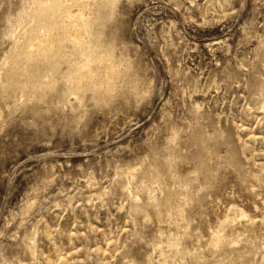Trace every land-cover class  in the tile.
<instances>
[{
  "label": "rangeland",
  "instance_id": "374dc122",
  "mask_svg": "<svg viewBox=\"0 0 264 264\" xmlns=\"http://www.w3.org/2000/svg\"><path fill=\"white\" fill-rule=\"evenodd\" d=\"M0 264H264V0H0Z\"/></svg>",
  "mask_w": 264,
  "mask_h": 264
},
{
  "label": "bare ground",
  "instance_id": "6f19581e",
  "mask_svg": "<svg viewBox=\"0 0 264 264\" xmlns=\"http://www.w3.org/2000/svg\"><path fill=\"white\" fill-rule=\"evenodd\" d=\"M80 11V10H79ZM66 12H68V10L66 11ZM76 12V11H75ZM71 12H68V13H66V14H70ZM65 14V15H66ZM75 14V13H74ZM77 14V13H76ZM68 17V16H67ZM80 17L82 18L83 17V13L82 12H80ZM67 20V19H66ZM85 21V20H84ZM82 31H83V26L81 25V24H79V23H75L74 25H73V33H72V39L74 40V41H76L77 43H78V41H79V39H80V37H81V35H82ZM49 31H47V33H48ZM51 32H53V31H51ZM61 32V31H60ZM50 33V32H49ZM65 33V32H64ZM48 37V36H47ZM83 37V36H82ZM69 39V38H68ZM71 40V39H70ZM53 44V43H52ZM42 45H44V42H42V40H41V42H39L38 41V44L37 45H35V46H38V47H41ZM30 46V45H29ZM32 47H34V46H32ZM98 61H100V62H98V63H102L103 62V60L102 59H100V60H98ZM109 61V60H108ZM24 64H26V63H24ZM115 64V63H114ZM87 68H89L88 66H87ZM104 68H105V70H106V73L107 74H112L113 72H114V67H113V65L110 63V62H105V65H104ZM83 70H85V68L83 69ZM89 71V70H88ZM91 71V70H90ZM90 73V72H89ZM119 74V73H118ZM79 78V77H78ZM88 80V75H83L82 76V78L77 82V84L78 85H84V83L86 82ZM73 95V94H72ZM75 95V94H74ZM75 97H77V96H75ZM241 215H243L244 216V213H242ZM226 219H228V218H226ZM226 219H224V220H226ZM222 222V221H221ZM225 222V221H224ZM223 223V222H222ZM215 231V230H214ZM213 233V232H212ZM221 233V232H220ZM226 237V236H225ZM216 239H217V237H216ZM216 241V240H215ZM221 242V241H220Z\"/></svg>",
  "mask_w": 264,
  "mask_h": 264
}]
</instances>
